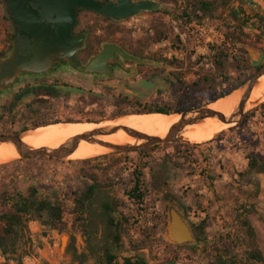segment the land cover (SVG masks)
Masks as SVG:
<instances>
[{
    "label": "rangeland",
    "instance_id": "rangeland-1",
    "mask_svg": "<svg viewBox=\"0 0 264 264\" xmlns=\"http://www.w3.org/2000/svg\"><path fill=\"white\" fill-rule=\"evenodd\" d=\"M156 1L161 2L160 9L125 19L122 24L123 39L158 42L171 67L164 70L165 83L153 84L139 98L173 106L176 95L171 82L178 77L185 85H194L205 76L218 77L214 58L221 47L229 49L225 72L232 79L245 74L233 66L241 59H247V73L258 67L263 54L253 35L258 33L261 37V27L247 24L249 0H206L213 3L211 15L206 16L198 10L196 0ZM6 27L0 0V43L4 31L8 32ZM226 34H232L234 40L226 41ZM260 44L264 46V40ZM251 51L259 54L256 60ZM223 87L227 86L217 85L215 91L220 92ZM202 93V100L206 101L207 92ZM259 105L246 113L249 118L243 121L245 115L241 125H233L200 145L166 143L170 145L148 147L150 150L145 152L98 155L88 163L48 157L2 163L0 217L16 213L15 203L35 189V201L58 199L62 230L71 232L79 251L88 253L87 264H106V253L114 254L120 263L124 258H143L147 264H216L220 259L231 264H258L249 257L253 245L241 221H250L264 256V173H246L248 157H264V110H257ZM112 111V107L94 106L77 113L86 121L72 123L106 122L116 118L111 116ZM135 171L143 175L146 196L142 204L127 195ZM94 181L99 185L94 197L83 208L78 207L75 198ZM104 205L117 219H125L123 248L119 251L106 226ZM172 208L191 228L193 242L177 245L169 240L166 228ZM19 215L27 220L31 214ZM42 230L45 227L41 220L26 228L27 232Z\"/></svg>",
    "mask_w": 264,
    "mask_h": 264
},
{
    "label": "flooded vegetation",
    "instance_id": "flooded-vegetation-1",
    "mask_svg": "<svg viewBox=\"0 0 264 264\" xmlns=\"http://www.w3.org/2000/svg\"><path fill=\"white\" fill-rule=\"evenodd\" d=\"M2 1L8 32L4 31L0 43V135L22 136L47 122L86 121L77 113L94 106L122 111L143 107L148 102L138 96L151 90L153 84L167 81L163 74L170 67L168 56L163 55L158 42L123 39L125 19L79 8L75 10L70 39H54L53 35L59 36V23H68L70 14L61 18L60 9L50 8L46 2V6H40L34 0ZM95 1L100 5L117 3ZM248 4L247 24L261 27V37L253 35L263 54L259 69L264 65V46L260 44L264 40V0H249ZM13 6L24 8L21 26ZM33 24L52 29L53 35L34 32ZM107 46L113 49L106 62L98 70L87 71L92 59ZM29 214L30 218H21L12 233L0 232V237H7L0 244V264H87L88 253L79 251L73 234L62 230L63 221L54 224L45 214ZM37 220L43 221L45 230L27 232L30 223ZM81 236L87 239L85 233L81 232Z\"/></svg>",
    "mask_w": 264,
    "mask_h": 264
},
{
    "label": "water",
    "instance_id": "water-1",
    "mask_svg": "<svg viewBox=\"0 0 264 264\" xmlns=\"http://www.w3.org/2000/svg\"><path fill=\"white\" fill-rule=\"evenodd\" d=\"M34 1L38 2L40 6H46L45 5V2H46L48 4L47 5L48 7L60 9L58 11V14L61 18H64V16H66L67 14H70L69 15L70 21L68 23L66 21H61L59 23V30H58L59 36L58 37H55L52 34V29H46V30L40 29L35 24L32 25L33 26L32 30H34V32L46 33V34L51 33L54 39H63V38L70 39L69 33H70V28L73 25L75 10L79 8H86V9H89V10H92L98 13L99 15L108 16L116 20L126 19V18L133 17L138 14L145 13V12H153L161 8V3L155 0H138V1L116 0L117 2L116 4H114L113 2H109L105 5H100L95 0H34ZM70 1H72V3ZM16 7L17 6H13L12 10L16 13L17 15L16 21L21 26L23 25L21 12L22 11L24 12L23 10L24 8L18 10ZM112 49L113 48L111 46L105 47L100 54H98L95 58L92 59V61L86 67V70L90 72L98 70V67L102 65L103 63H105L107 58L112 54L111 52ZM253 52L255 51H251V56L254 60H256L259 54L255 52L258 56L257 58H254L252 55ZM123 54L126 57L130 58L125 53ZM255 64H258V63L255 62ZM262 76H264V65L260 67L258 71L251 78H249L240 87L236 89V90H241L242 94H241L237 108L230 116L227 117L218 111L210 109L208 107L209 104L206 106L189 109L187 111L177 113L178 115H180L179 121L175 125H173V127L170 129L168 134L163 138L147 135V134H144L140 131L134 130L129 127L117 126V127H111L106 130L99 129V130H94L91 132H86L81 135H77L75 137L70 138L67 142L61 144L60 146L56 148L42 147V148L36 149V148H33L25 144L23 142V137L28 132L22 136L0 135V144L2 143L12 144L20 156L17 159H29L33 157H48V158H54V159H65V158H68L78 148L80 143L83 141L110 148L111 152L109 153L144 149V148L153 147V146L160 145V144L175 143L179 141H183V142L193 144V145H200L203 143H190L189 141L184 140L180 136L181 131L186 126L201 123L207 118L216 119L226 124H233V125L239 124L241 120L244 118V116L246 115V113L249 110H251V109L246 110V105L250 99V96L252 94L254 87L256 86V84L258 83L259 79ZM262 102L258 103L257 105L261 104ZM161 114H165V113H161ZM189 114H193L194 116L188 117ZM165 115H170V114H165ZM34 130H30V131H34ZM120 130L124 131L128 136L132 137L136 141L133 144H129V143L113 144V143L98 139V137L101 135H108V134L116 133ZM166 230H167V236L169 240L177 245L188 244V243L193 242L194 240L192 230L190 229L188 224L183 220V218L181 217V215L179 214L176 208H172L170 210V220L167 224Z\"/></svg>",
    "mask_w": 264,
    "mask_h": 264
},
{
    "label": "trees",
    "instance_id": "trees-1",
    "mask_svg": "<svg viewBox=\"0 0 264 264\" xmlns=\"http://www.w3.org/2000/svg\"><path fill=\"white\" fill-rule=\"evenodd\" d=\"M199 4L198 10L201 11L204 16L211 15L213 10V3L208 2L206 0H196ZM226 41L232 42L234 40V37L232 34H226ZM239 40V37L237 38ZM243 52V51H242ZM229 53L228 47H221V50L219 54L214 58L215 59V65H217V69L219 70L218 77H208L205 76L202 81L194 83V85H185L181 79L178 77L174 79V81L171 82V85L173 84V94L176 96L175 103L173 106H166V105H159V103H155L152 101H146L148 102L143 107H135L132 106L130 109L126 110H115L112 111L111 116L112 117H120L128 114H147V113H165V114H177L184 111H187L189 109L198 108L202 105H208L212 102H215L216 100L227 96L228 94H231L232 91L236 90L238 87H240L247 79L252 77L256 71H258V67L251 68L249 73L248 71L249 67L247 66V59H241L240 61L233 63L234 68L240 70L241 74H244L243 76H238L235 79H232V77L225 72V68L227 67V62L229 61ZM233 60V59H232ZM227 86L222 91L217 92L215 91V86ZM203 86V87H202ZM207 92V100H202V95L204 94L202 92ZM206 102V103H205ZM258 109L264 110V103H261L258 107ZM249 118V114L245 116L243 121ZM90 121V120H89ZM242 121V122H243ZM66 122H83L82 120H73V121H54V122H47L42 123L37 126H45L49 124H59V123H66ZM92 122V121H90ZM239 123L238 125L242 124ZM237 125V126H238ZM170 144H165L161 146H167ZM177 145V144H176ZM185 148H193L189 147L187 145H183ZM160 147V146H157ZM156 148V147H155ZM150 150V148L142 149L138 151H130V152H145ZM93 159H87L83 160V163H88L93 161ZM248 166L246 173H257L262 174L264 173V157L258 158L256 156H250L248 157ZM142 173L140 171H135L134 179L132 181V186L130 191L127 193V195L130 197V200H134L137 202V204H142V202L145 199V190H144V181L142 180ZM98 184L94 181L91 184L87 185L86 188L77 195L75 198V202L77 203L78 207L83 208L84 203L89 201L91 198L94 197ZM35 189L29 190V196L28 197H22L18 200L17 203H15L16 213L14 214H4L0 217V224H3L4 227H2L1 231L5 234H10L14 231V226H16L18 223L21 222V214L24 213H36L39 215V217H42V214H45L48 219L52 220L54 224L57 222L61 223L62 221V208L59 204V201L57 198H50V199H44L41 201H35L33 198L35 197ZM104 214L106 218V226L109 230L110 237L112 244L115 246L116 250H121L123 248V237L125 234V228L126 225L123 223L125 219L122 217L121 220L117 219L114 214L112 213L111 208L108 205L103 206ZM241 224L243 228L246 230V233L248 237L252 241L253 248L249 254V257L251 260L255 261L258 264H264V256L262 251L259 249V247L256 244V233L254 228L252 227L250 221L248 219H243L241 221ZM197 230H200V227H197ZM7 237H0V244L1 242L6 241ZM106 264H147L145 259L139 258V259H131V258H124L123 262L120 263L117 261V257L114 254L106 253ZM216 264H231L229 261H225L223 259H220L217 261Z\"/></svg>",
    "mask_w": 264,
    "mask_h": 264
},
{
    "label": "bare ground",
    "instance_id": "bare-ground-1",
    "mask_svg": "<svg viewBox=\"0 0 264 264\" xmlns=\"http://www.w3.org/2000/svg\"><path fill=\"white\" fill-rule=\"evenodd\" d=\"M256 58V53H252ZM242 91L235 90L231 94L210 103L208 107L218 111L225 116H230L239 104ZM264 101V76H262L254 87L246 110L252 109L258 103ZM194 116L189 114L188 117ZM180 119L178 114L165 115L161 113L125 115L121 118L109 119L100 123H59L54 125L40 126L34 131L28 132L23 137V142L33 148H56L67 142L70 138L94 130H106L111 127L124 126L140 131L144 134L165 137L170 129ZM233 124H226L216 119L207 118L201 123L186 126L180 136L190 143H204L212 140L220 133L229 129ZM32 130V129H31ZM98 139L113 144H133L136 140L120 130L116 133L101 135ZM111 152L110 148L92 144L86 141L80 143L78 148L68 157L71 160H86L98 155H105ZM19 154L12 144H0V164L7 163L19 158ZM19 160V159H18Z\"/></svg>",
    "mask_w": 264,
    "mask_h": 264
}]
</instances>
